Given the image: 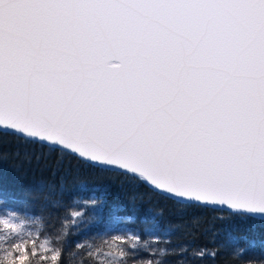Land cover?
<instances>
[{
    "label": "snow or ice",
    "instance_id": "obj_1",
    "mask_svg": "<svg viewBox=\"0 0 264 264\" xmlns=\"http://www.w3.org/2000/svg\"><path fill=\"white\" fill-rule=\"evenodd\" d=\"M0 131L185 210L264 222V0H0ZM132 239L104 241L98 264H141ZM187 252L167 255L215 256ZM49 256L56 243L0 217V264Z\"/></svg>",
    "mask_w": 264,
    "mask_h": 264
},
{
    "label": "trees",
    "instance_id": "obj_2",
    "mask_svg": "<svg viewBox=\"0 0 264 264\" xmlns=\"http://www.w3.org/2000/svg\"><path fill=\"white\" fill-rule=\"evenodd\" d=\"M0 153L7 155L0 162V186L15 193L0 198V216L19 217L34 236L56 243L62 250L58 264L61 259L63 264H98L96 253L107 249L103 242L113 235L133 237L125 243L130 250L135 245L133 259L141 264H174L180 257L167 253L181 247L188 249V258L194 249L214 251L205 264H264V222L229 219L224 211L185 210L129 177L100 173L75 161L69 165L67 158L58 164V153L49 154L9 132L0 131Z\"/></svg>",
    "mask_w": 264,
    "mask_h": 264
},
{
    "label": "rangeland",
    "instance_id": "obj_3",
    "mask_svg": "<svg viewBox=\"0 0 264 264\" xmlns=\"http://www.w3.org/2000/svg\"><path fill=\"white\" fill-rule=\"evenodd\" d=\"M0 217H4V216H0ZM9 218V217H8ZM11 219V218H10Z\"/></svg>",
    "mask_w": 264,
    "mask_h": 264
}]
</instances>
